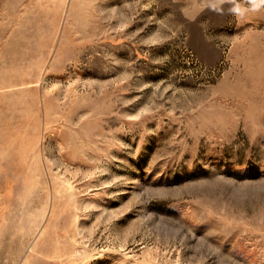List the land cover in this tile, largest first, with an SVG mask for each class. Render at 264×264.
Listing matches in <instances>:
<instances>
[{
    "label": "rangeland",
    "instance_id": "obj_1",
    "mask_svg": "<svg viewBox=\"0 0 264 264\" xmlns=\"http://www.w3.org/2000/svg\"><path fill=\"white\" fill-rule=\"evenodd\" d=\"M0 264H264V0H0Z\"/></svg>",
    "mask_w": 264,
    "mask_h": 264
}]
</instances>
